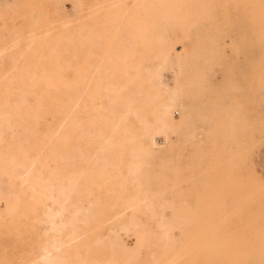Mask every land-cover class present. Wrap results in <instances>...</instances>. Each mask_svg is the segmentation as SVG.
Returning a JSON list of instances; mask_svg holds the SVG:
<instances>
[{
	"label": "rangeland",
	"instance_id": "rangeland-1",
	"mask_svg": "<svg viewBox=\"0 0 264 264\" xmlns=\"http://www.w3.org/2000/svg\"><path fill=\"white\" fill-rule=\"evenodd\" d=\"M158 59L189 120L149 154L135 119L155 132L173 99ZM5 153L0 264H264V0H0ZM50 193L84 223L54 228Z\"/></svg>",
	"mask_w": 264,
	"mask_h": 264
},
{
	"label": "bare ground",
	"instance_id": "bare-ground-1",
	"mask_svg": "<svg viewBox=\"0 0 264 264\" xmlns=\"http://www.w3.org/2000/svg\"><path fill=\"white\" fill-rule=\"evenodd\" d=\"M155 53H157V52H155ZM166 56H168V54L163 53V59ZM166 67L167 68H170L171 70L174 71V84L172 86H162L163 81H162V78H161V70H162V68L163 69L164 68L166 69ZM149 73H151V78H153V80L155 81V83L157 85L158 84L161 85V87H162V89H161L162 90V94L173 97V99L162 100V102L160 103V108H159V112H158V115H157L158 124L156 126L157 129H156L155 132H153L151 129H149V126H148L149 121L147 120V116H139L138 115L136 117V119H135L136 120L135 128L136 129H140V128H144L145 129L144 130V139H143V144L144 145H143V148L142 149L145 151V153L153 154L154 152L157 151V149L155 147V144L157 143L155 141V133L157 132V133L162 134L163 137L166 140V144L165 143L164 144H165V146H168V144L172 141L173 136L177 135V129L180 128L183 125H186L188 123L189 118H187L184 113L182 114V116H180L179 119L178 118L175 119L173 117V107L176 105V101H177L176 98L179 97V95H183L181 93V91L187 90L186 86L183 85V84H181L179 82L178 75L176 74L177 73V70H176V65L174 63V60H170L167 63V65L164 66L162 60L161 59L160 60L158 59L157 62H156V64H154L153 68L150 69V72ZM155 92H157V91H155ZM157 95H159V94H157ZM186 102L190 106H193V103H194L193 98H191V97L187 98ZM108 111H109V113H111L113 115L116 114V112H117L114 109L113 110H108ZM132 111H135V110H132ZM102 113H104V112H102ZM102 124H103L102 127H104L103 129L105 131L107 129H110L111 130L110 133H109V137H113V134L115 135V133H116V131H115L116 125H115V121H114L113 117H111V119H105ZM108 126L110 128H107ZM70 141H71V137L69 135L67 137V142L69 143ZM156 146H157V144H156ZM0 157H4L5 158V157H7V154L6 153L5 154H1ZM36 157L34 158V161L37 159ZM34 161L31 162V166L32 165H35V162ZM20 166H23V165H20ZM10 171L8 170L7 167H3V166L0 165V172L1 173L10 172ZM76 171H77V169L75 167H73V168L67 170V173H68V175H71V174H75ZM11 173H13V174L17 173V168L15 167L11 171ZM27 179H30V177L28 176ZM34 183H36V182H34ZM52 186H53V184H52ZM51 189L53 191L54 190H57V191H61L62 190V191H65V192H73V191L78 190V188H75V187H71L70 188L67 183H61L60 185H57L56 188H50V190ZM49 198H52L54 200V203L59 204L58 205V211L56 210L55 212H53V210H52L53 215L50 216L51 218H53V219L50 220V222L52 223V225H53L54 228H59V230L62 231L65 228L64 227L65 225H76L78 222H83V219H80V216L78 214V213L81 212V206L83 205V202L69 205L68 207L72 210L71 216L68 219H61V215L56 216L55 214H59L61 212V211L59 212V210L60 209L62 210V209L65 208V207H63V205L65 204V202L68 201L67 196H65V195L60 196V195H57V194L54 195L53 193H50L49 194ZM81 203H82V205H81ZM79 220H81V221H79ZM87 221H89V220H87ZM86 224H89V222H87ZM90 229L92 230V229H94V227H91ZM86 234L87 233H84V231L83 232H79L78 230H75L74 229L73 231L71 230L67 234V236H68L67 239H69L70 241H72V240H79V239H82V236H84ZM56 240L58 241L59 239H56ZM98 244H99V242H98ZM96 245H97V243H96ZM43 251H44V249H43ZM59 251H60V249H59ZM39 259L42 260V263L41 264H72V262H73L71 260V258H70V254H67L62 259L61 263H58V261L56 259V255L51 254L50 251L47 250V249H45L44 253L41 254V257H39Z\"/></svg>",
	"mask_w": 264,
	"mask_h": 264
}]
</instances>
